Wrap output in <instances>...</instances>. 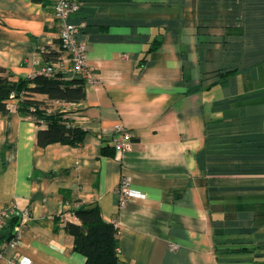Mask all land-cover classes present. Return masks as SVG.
I'll return each mask as SVG.
<instances>
[{"label":"crops","instance_id":"crops-1","mask_svg":"<svg viewBox=\"0 0 264 264\" xmlns=\"http://www.w3.org/2000/svg\"><path fill=\"white\" fill-rule=\"evenodd\" d=\"M52 1L0 0V67L32 77L60 52L51 66L85 76L87 98L54 110L87 135L41 147L47 124L0 113V210L29 214L3 264H85L65 224L76 204L117 225L124 264H264V0H76L79 74ZM124 176L140 197L122 207Z\"/></svg>","mask_w":264,"mask_h":264},{"label":"trees","instance_id":"trees-1","mask_svg":"<svg viewBox=\"0 0 264 264\" xmlns=\"http://www.w3.org/2000/svg\"><path fill=\"white\" fill-rule=\"evenodd\" d=\"M42 3L51 0H32ZM54 3V0L52 1ZM60 48L65 52L60 40ZM44 56L47 66L51 62H60L62 54L56 50L45 48ZM146 59L143 60L145 62ZM87 79L85 76L70 77L68 74L54 70L51 74H36L32 77L16 75L0 67V113L8 115L11 112L10 103H17L19 111L32 116L38 124H47L46 129L38 133V143L41 147L61 143L70 146H80L87 132L80 127L72 126L65 113L54 110L53 103L79 104L86 100ZM45 96L41 100L39 97ZM113 148L104 147L103 153L112 155ZM114 149L116 150L115 146ZM74 212L80 223L65 221L66 230L74 237L75 250L86 257L85 264H121L118 249L119 228L115 223H109L102 217L98 206L79 205ZM20 218L13 216L5 228L11 232L5 240L13 237V230L19 224Z\"/></svg>","mask_w":264,"mask_h":264},{"label":"built area","instance_id":"built-area-1","mask_svg":"<svg viewBox=\"0 0 264 264\" xmlns=\"http://www.w3.org/2000/svg\"><path fill=\"white\" fill-rule=\"evenodd\" d=\"M55 15L60 24L59 39L62 42V47L69 55V60L73 64V71L81 73L90 70L88 47L85 42H81L77 38V33L80 27L84 25H77L70 22L72 15L79 13L80 4L76 0H54ZM55 68L53 66H46L42 69V74H51ZM9 108L13 110V103H10ZM119 136L115 142L117 151H125L131 148L132 136L123 127L117 130ZM118 194L121 197V206L124 207L129 201L139 198L140 194L134 191L130 186V179L124 176L118 186ZM80 204H77L78 207ZM74 212V211H73ZM18 216L20 218L13 230V237L10 240H5L0 244V264L5 261V256L8 250H16L22 244V236L24 229L29 220L27 211H19L15 205H9L0 210V229L5 228L10 218ZM79 220L74 213L66 215L65 221ZM178 246L171 245L173 250H177ZM7 264H15L14 260H8ZM16 264H32L31 259L24 258ZM124 264V263H121Z\"/></svg>","mask_w":264,"mask_h":264},{"label":"rangeland","instance_id":"rangeland-1","mask_svg":"<svg viewBox=\"0 0 264 264\" xmlns=\"http://www.w3.org/2000/svg\"><path fill=\"white\" fill-rule=\"evenodd\" d=\"M91 68V67H90ZM13 110H15V106H13ZM12 111V110H11ZM77 205V204H76ZM76 206H74V208H75ZM74 208H73V211H74ZM73 211H71V214L72 213H74ZM28 224V223H27ZM4 229V228H3ZM172 245H174V244H172ZM177 246V245H176ZM178 248V247H177Z\"/></svg>","mask_w":264,"mask_h":264}]
</instances>
